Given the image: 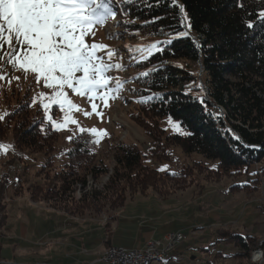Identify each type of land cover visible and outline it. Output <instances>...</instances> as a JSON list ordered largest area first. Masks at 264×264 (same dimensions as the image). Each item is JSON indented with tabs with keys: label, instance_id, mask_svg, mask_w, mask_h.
Here are the masks:
<instances>
[{
	"label": "rangeland",
	"instance_id": "374dc122",
	"mask_svg": "<svg viewBox=\"0 0 264 264\" xmlns=\"http://www.w3.org/2000/svg\"><path fill=\"white\" fill-rule=\"evenodd\" d=\"M114 6L116 18L98 26L94 40L114 50L111 61H108L107 50L97 55L107 62L123 65L108 73L114 78L111 86L115 87V79H119L122 88L115 99L109 100L108 107L99 99L95 101L102 117L95 113L85 116L84 111L91 112L88 97L66 89L81 109L72 113L79 123H69L67 128L59 130L55 128L54 161L48 167H45L48 161L45 151L34 152L16 146L12 132L16 119L10 120L7 116L22 105L29 113L43 119L44 124H51L39 93L51 94L52 89L42 82L37 83L31 74L25 78L6 60H0V114L7 113L0 120L4 128L0 132V143L12 145L7 154L0 152V182L4 176L8 178L6 189L0 192V256L3 259L0 258V264H68L87 255L83 254L84 250L94 253L107 240L128 249H144L154 236L176 231H181L186 238L167 252L166 259L153 264H264V160L248 165L238 175L213 174L207 178L203 173H193L194 179L185 185L154 182L143 192L127 191L125 199L115 203L84 200L87 191L105 190L116 165L115 146L122 142L136 144L148 166L160 170L167 165L161 172L193 166L196 160L208 161L196 152H185L180 146L171 147L168 159L151 155L153 140L144 125L148 120L156 122L169 134H183L185 130L182 126L180 130L171 126L169 117L172 116L157 117L149 111L145 115L140 110L141 101L135 90L141 87L133 77L141 69L128 54L158 44L131 28L120 0H115ZM88 42H93V38L89 37ZM198 69L202 78L201 67ZM48 114L57 122H63L64 112L59 105L52 104ZM81 127L107 131L98 146L95 163L107 166L109 172L99 177L87 172L86 181H78L74 191L63 201L32 200L29 195L32 186L55 188L60 184L56 173L64 168L66 153L73 138L82 133ZM70 136L72 139H68ZM210 164L215 167L217 162ZM241 184L246 185L241 187ZM234 185L238 187L232 188ZM64 204L71 212L56 208ZM232 233L247 235L254 244L248 258L237 255L243 250L232 240ZM258 254L261 258L254 261Z\"/></svg>",
	"mask_w": 264,
	"mask_h": 264
},
{
	"label": "trees",
	"instance_id": "16d2710c",
	"mask_svg": "<svg viewBox=\"0 0 264 264\" xmlns=\"http://www.w3.org/2000/svg\"><path fill=\"white\" fill-rule=\"evenodd\" d=\"M178 2L185 6L186 21L172 0L121 3L131 28L158 44L151 55L135 48L128 56L141 69L132 77L141 87L135 91L143 114L149 111L157 117L172 116L182 121L185 130L183 134H169L148 120L144 125L153 140L151 155L168 159L171 147L180 146L208 161L196 160L193 166L161 172L145 163L144 153L136 144L119 143L115 146L116 165L105 190L87 191L84 200L89 203H115L125 199L127 191L143 192L158 181L185 185L194 179L193 173H203L207 178L213 174L238 175L248 165L264 160V17L260 15L264 0ZM182 32L188 35H178ZM20 106L7 116L16 119L12 126L14 142L20 149L45 151L48 167L54 161L56 129ZM3 129L0 126L1 133ZM237 136L240 140L235 139ZM96 139L88 131L74 137L66 153L67 162L56 173L60 184L55 188L32 186L30 198L63 201L78 181H86L87 172L94 177L107 174V166L95 163L104 137L99 143ZM215 161L212 167L210 163ZM7 181L4 176L0 192L6 189ZM56 208L71 212L65 204ZM231 238L243 250L237 255L248 258L254 247L248 236L232 233Z\"/></svg>",
	"mask_w": 264,
	"mask_h": 264
},
{
	"label": "snow or ice",
	"instance_id": "6c2138e0",
	"mask_svg": "<svg viewBox=\"0 0 264 264\" xmlns=\"http://www.w3.org/2000/svg\"><path fill=\"white\" fill-rule=\"evenodd\" d=\"M120 2L129 3L131 0ZM172 3L179 8L186 21L188 15L184 11L185 6L178 0H172ZM114 4L115 0H0V60H6L13 68L21 71L25 78L31 74L37 83L42 82L46 88L52 89L51 94L41 92L39 96L47 119L57 130L67 128L69 123H79L72 113L81 109L69 97L66 89L88 97L91 112L84 111L85 116L95 113L102 117L103 113L97 110L98 104L95 101L99 99L104 107H108L109 100L115 99V94L122 88L119 79H115V87L111 86L114 78L108 73L110 69H121L123 65L107 62L97 55L107 50L108 61H111L114 50L94 40L96 28L116 18ZM260 15L264 17V12ZM187 26L191 27L190 24ZM178 35L185 36L188 33ZM89 37L93 38V42H88ZM154 48L155 44L150 45L142 49V54L146 52L151 55ZM52 104L59 105L64 112L62 123L48 114ZM6 115L0 114V120ZM169 123L176 130H180L182 125V121L172 117H169ZM80 131L95 135L96 143L107 135L106 130L96 127H81ZM235 139L240 140V137ZM11 148L10 144L0 143V152L7 154Z\"/></svg>",
	"mask_w": 264,
	"mask_h": 264
},
{
	"label": "built area",
	"instance_id": "2783aa9c",
	"mask_svg": "<svg viewBox=\"0 0 264 264\" xmlns=\"http://www.w3.org/2000/svg\"><path fill=\"white\" fill-rule=\"evenodd\" d=\"M186 237L181 231L172 232L171 234L157 235L151 240L153 245L144 251L137 249H128L120 247L110 254L107 259L110 264H147L151 254L166 253L170 251L174 243L183 241ZM261 258V257H260ZM259 261V256L257 257Z\"/></svg>",
	"mask_w": 264,
	"mask_h": 264
},
{
	"label": "bare ground",
	"instance_id": "6f19581e",
	"mask_svg": "<svg viewBox=\"0 0 264 264\" xmlns=\"http://www.w3.org/2000/svg\"><path fill=\"white\" fill-rule=\"evenodd\" d=\"M171 233H172V232H171ZM171 233H168V234H171ZM180 242H181V241H180ZM177 243H179V242H177ZM177 243H174L173 246H174L175 244H177ZM152 245H153V242H152V240H150V241L148 242L146 248H144V249H137V250H139V251H144V250L148 249V248H149L150 246H152ZM117 248H120V247H117V246H108V247H106V249L103 250V251L99 254V259H98L99 263L110 264V263H108L107 259L110 257V254H111V253L115 252V250H116ZM167 252H168V251H167ZM167 252H166L165 254H164V253L151 254V258H149V261L147 262V264H153L155 261H161V260L166 259V257H167ZM258 256H259V254L257 255V257H258ZM259 257H261V254H260ZM254 261H257V258H256ZM80 264H82V263H80Z\"/></svg>",
	"mask_w": 264,
	"mask_h": 264
},
{
	"label": "crops",
	"instance_id": "0c3cea01",
	"mask_svg": "<svg viewBox=\"0 0 264 264\" xmlns=\"http://www.w3.org/2000/svg\"><path fill=\"white\" fill-rule=\"evenodd\" d=\"M107 242H108V243H107ZM108 245H109V246H116V245L113 244L112 241L107 240V241H105V244L103 245V247H102V248H98L97 251H95L94 253H89L88 250H84V253H83V254H87V255H85V256H83V257H81V258L75 260L74 262L68 263V264H80V263L85 264L84 262H94V261H96V260L98 261L99 254H100V253H101L106 247H108ZM117 247H121V246H117ZM125 248H126V247H125ZM83 249H84V248H83ZM1 260H3V259L1 258ZM96 264H101V263L97 262Z\"/></svg>",
	"mask_w": 264,
	"mask_h": 264
}]
</instances>
